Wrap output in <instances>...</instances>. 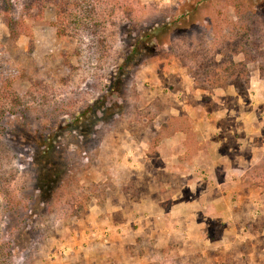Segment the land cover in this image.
<instances>
[{"label": "rangeland", "instance_id": "obj_1", "mask_svg": "<svg viewBox=\"0 0 264 264\" xmlns=\"http://www.w3.org/2000/svg\"><path fill=\"white\" fill-rule=\"evenodd\" d=\"M3 1L0 264H264V0Z\"/></svg>", "mask_w": 264, "mask_h": 264}, {"label": "trees", "instance_id": "obj_2", "mask_svg": "<svg viewBox=\"0 0 264 264\" xmlns=\"http://www.w3.org/2000/svg\"><path fill=\"white\" fill-rule=\"evenodd\" d=\"M34 1H37V2H44V3H47V4H50L51 2L53 3V5L55 6L56 8V14H57V17L60 21L61 17L64 16L67 12H69L68 10V3L67 1L64 0V3L62 2V0H25V4L23 6V10H22V13L21 15H19V18H20V22L22 25H24L25 21H29L31 24H36L38 21L40 20H33V19H30L28 17L29 13H30V9L31 8V5L32 2ZM201 0H197L195 1V3L193 4L194 7H198L200 6L201 4ZM2 7V10L4 11L6 17H7V24H8V27L10 29V34L14 36V32H13V29H12V26H13V17H12V12H11V9H12V4L10 2V0H4L3 1V4L1 5ZM187 15H190L189 12H187L186 14H178L177 18L180 20V19H186L188 16ZM29 19V20H27ZM176 20V19H175ZM169 23H164L162 26H157L155 28H152V30L150 31V34L151 35H155L157 34L160 30H167L170 26ZM57 35L58 36H61L62 35V28L60 27V25L58 26L57 25ZM149 36V35H148ZM8 92L10 93V98H11V104L13 106L15 105H18L19 104V95L13 90L12 86H8ZM9 95V94H8ZM3 112V109H2V106L0 108V113Z\"/></svg>", "mask_w": 264, "mask_h": 264}, {"label": "crops", "instance_id": "obj_3", "mask_svg": "<svg viewBox=\"0 0 264 264\" xmlns=\"http://www.w3.org/2000/svg\"><path fill=\"white\" fill-rule=\"evenodd\" d=\"M180 154H173V159L175 160V164H178V161H181L182 159L179 158ZM198 158L201 157V153L197 156ZM196 163H198L197 168H201V170H203L202 175L203 176H217V174H219V176H239L240 170L236 169L232 163H229L230 165L227 167L223 166V162L222 160H212L210 163L208 164H204V162H202L201 160L195 159ZM193 162V163H194ZM216 163H218L217 168H216ZM220 166V167H219ZM219 167V168H218ZM222 169V170H220ZM201 174V172H199ZM189 175V174H188ZM181 176H185V175H181ZM192 198V197H190ZM192 200H194L192 198ZM190 204V201H188Z\"/></svg>", "mask_w": 264, "mask_h": 264}]
</instances>
